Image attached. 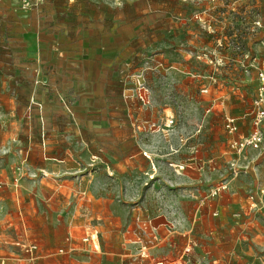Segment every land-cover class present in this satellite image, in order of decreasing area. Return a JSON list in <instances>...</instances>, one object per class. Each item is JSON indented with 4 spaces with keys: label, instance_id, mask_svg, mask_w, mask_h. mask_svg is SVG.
<instances>
[{
    "label": "crops",
    "instance_id": "1",
    "mask_svg": "<svg viewBox=\"0 0 264 264\" xmlns=\"http://www.w3.org/2000/svg\"><path fill=\"white\" fill-rule=\"evenodd\" d=\"M142 1L34 0L24 6L28 12L12 9L31 78L23 98L15 94L21 84L9 81L7 88L0 80V264H19L15 243L37 246L32 264H264V209L250 208L246 196L254 179L264 183V159L245 154L240 178L226 182L227 196H208L218 171L208 176L181 157L190 147L174 143L172 131L144 141L136 135L147 131L128 127L125 82L114 70L128 65L123 58L138 38L127 34L138 30L127 12ZM177 1H200L206 12L227 3ZM85 7L103 17L79 11L89 25L61 34L56 18ZM149 50L152 69L160 58L181 68L191 51ZM85 236L97 240L96 249L82 242ZM141 244L146 258L138 256ZM212 247L220 252L210 254Z\"/></svg>",
    "mask_w": 264,
    "mask_h": 264
},
{
    "label": "rangeland",
    "instance_id": "2",
    "mask_svg": "<svg viewBox=\"0 0 264 264\" xmlns=\"http://www.w3.org/2000/svg\"><path fill=\"white\" fill-rule=\"evenodd\" d=\"M32 1L0 0V80L7 88L9 81L21 84L22 87L15 91L18 98L26 95L24 81L31 75L24 70L27 62L18 52L21 28L12 9H17L20 14L28 12L24 6ZM193 2L144 0L129 7L128 24L134 25L138 31L132 34L130 30L127 36L138 40H131L129 54L123 58L128 61L127 67L122 64L114 71L121 72L125 82L126 91L121 100L127 106L129 129L147 131L146 135H136L144 141H148L151 134L163 137L164 132L172 131L174 143H185L190 147V153H179L181 157L184 154L190 163L201 166L208 176L218 171V186L226 187L220 197H226V182L231 178L239 179L244 167L241 164L243 156L236 157L229 147L231 136L224 127V120L226 117L237 120L238 130L234 138L248 134L253 117L257 63H261L264 51V0H227L233 6L215 4L208 12L199 5L200 1ZM48 11L44 8L46 15ZM79 11L92 18L103 17L101 9L96 13L95 8H77L72 11V17L56 18L61 34L67 29H77L80 23L89 25L86 18L76 15ZM112 15L118 16L117 13ZM257 19L261 21V28L254 24ZM174 37L181 39L180 44L173 41ZM157 45L163 54L178 48L191 51L181 59V68L160 58V65L152 69L151 60L144 52L147 50L149 54V48ZM111 105L118 109L117 102ZM81 107L89 109L90 106ZM254 154L247 151L246 156L251 159ZM257 162H262L261 158ZM235 163L237 166L233 168ZM258 186L254 179L246 196L264 183ZM205 192L208 196L212 194L209 189ZM209 203L214 204L213 201ZM258 207L260 212L264 209V196L260 197ZM191 249L192 245L189 251ZM226 249L230 248L224 251ZM219 252L214 247L209 249L210 254Z\"/></svg>",
    "mask_w": 264,
    "mask_h": 264
},
{
    "label": "built area",
    "instance_id": "3",
    "mask_svg": "<svg viewBox=\"0 0 264 264\" xmlns=\"http://www.w3.org/2000/svg\"><path fill=\"white\" fill-rule=\"evenodd\" d=\"M38 1V0H37ZM200 19V18H199ZM201 20V19H200ZM255 26L257 28H261V21L257 19L255 21ZM264 29V25H263ZM257 76H256V90L255 96L253 99V117L250 122V129L248 134L243 138H234V134L237 133L238 123L237 120L233 117H226L224 120V127L228 134L231 136L229 147L232 150L233 154L236 157L245 156L247 151H253L258 154L256 160L259 158L264 159V51L262 54L261 63H257ZM205 92V90H204ZM144 154V153H143ZM145 155V154H144ZM146 156V155H145ZM237 164H232V167L235 168ZM1 187V186H0ZM226 187L224 185H220L212 191L211 196H215L221 191L225 190ZM264 196V186L257 189L255 192L248 196V200L250 203V208H258V204H260V197ZM149 223L146 222L145 228H148ZM84 243H91L92 247L96 249L97 240L92 237L85 236L82 239ZM14 247L17 248L18 253L21 256L16 257L19 264H32L37 260V246L35 244L30 243H15ZM59 253H62L63 250H59ZM189 252V248H184L183 253L187 254ZM264 254V249L262 250ZM140 258L147 257V246L146 244H141L139 248ZM152 264H181V261L176 260L173 262H165V261H156Z\"/></svg>",
    "mask_w": 264,
    "mask_h": 264
}]
</instances>
